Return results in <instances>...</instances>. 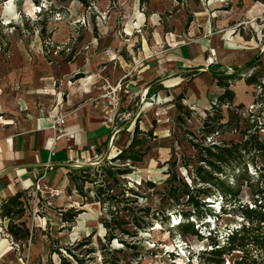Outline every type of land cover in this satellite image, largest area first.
<instances>
[{
    "label": "rangeland",
    "instance_id": "1",
    "mask_svg": "<svg viewBox=\"0 0 264 264\" xmlns=\"http://www.w3.org/2000/svg\"><path fill=\"white\" fill-rule=\"evenodd\" d=\"M246 55L254 61L229 80V89L242 115L261 121L264 0H0L1 123L49 116L78 103L102 106L111 85L121 81L114 117L119 143L103 158L127 146L135 125L152 131L142 160L121 177L123 185L113 187L117 200L111 205L95 200L90 183L81 194L71 180L79 167L68 166L57 183L45 174L38 189L25 190L10 217L0 211V264H62L61 256L73 264H202L208 230L222 245L242 218L229 207L223 212L220 196L203 197L202 217L193 224L204 236L181 235L180 214L165 210L159 190L171 168L193 185L208 143L202 121L223 91L214 74L231 73ZM250 74L253 83L245 81ZM220 108L225 114L226 106ZM258 135L264 140V128ZM222 137L239 140L240 133ZM258 165V158L247 163L249 176ZM239 198L252 205L246 186ZM69 215L70 221L63 219ZM104 219L117 236L109 243ZM10 224L28 228V237L15 238ZM231 258L226 255L224 264Z\"/></svg>",
    "mask_w": 264,
    "mask_h": 264
},
{
    "label": "trees",
    "instance_id": "2",
    "mask_svg": "<svg viewBox=\"0 0 264 264\" xmlns=\"http://www.w3.org/2000/svg\"><path fill=\"white\" fill-rule=\"evenodd\" d=\"M36 4L39 0H33ZM85 2V0H81ZM43 39V31L41 35ZM45 44V41L43 42ZM45 47V45H44ZM254 59L236 67L229 74L222 70L219 74H214L217 84L223 91L217 96L216 102L212 105L202 121L200 132L203 138L208 139V143L203 148L200 161L202 163L195 166L194 183L189 186L176 171L171 168L168 177L164 180L162 188L159 190L161 198L166 199V209H175L182 220L177 223V228L181 235L193 234L202 238L198 233V227L194 228V220H200L205 202L203 197L217 198L220 196L225 200L227 206L223 204V212L229 210L233 214H238L242 218L239 227L233 228L226 233L225 242L222 245L217 243V232L208 230L206 238L209 240V249L201 251L202 264H224L226 255H232L231 264H264V140L258 135L259 130L264 128V119H253L242 115L239 108L242 104H234V92L229 89V80L237 73L253 63ZM212 68H217L212 65ZM247 83H253L254 76L251 74L245 78ZM226 106L224 114L221 106ZM246 128H242V125ZM253 128V129H251ZM240 133V139H226L223 134ZM152 131H142L136 125L133 128L132 137L126 147L119 150L110 158H103L95 164H86L78 168V175H72L71 180L75 183L76 189L82 194L83 186L90 183L94 186V198L100 203H110L117 198L113 193V187L121 186V177L132 171L131 166L135 162L141 161L146 154L149 145L147 142ZM249 159V161L246 160ZM259 159V165L255 172L249 176L247 163L255 164V159ZM231 173V178H228ZM199 183L196 185L195 183ZM147 188H154L155 183L144 182ZM246 186L252 199V205L240 201L239 194ZM125 187V186H123ZM125 189V188H123ZM127 190L133 192L131 188ZM22 192L8 197L1 205V215L10 217L11 207L20 203L19 198ZM117 200V199H116ZM181 206V207H180ZM180 207V208H179ZM179 208V209H178ZM178 209V210H177ZM21 213V211H20ZM164 213V212H162ZM74 215V214H73ZM73 215L65 216L63 219L70 221ZM208 216L217 215L208 213ZM155 218L157 216L154 215ZM165 219L167 215L164 216ZM189 217H195L188 220ZM135 224H139L136 220ZM103 226L107 229L106 241L109 243L116 234L111 232L110 222L104 219ZM206 222L204 225H208ZM16 224H10L9 232L15 238H27L29 230L23 226L22 230ZM117 226H120L118 223ZM120 231H125L121 228ZM68 249V248H66ZM70 253L71 250L68 249ZM75 255V254H74ZM62 264H73L60 257ZM75 260L79 261L75 255ZM111 264H118L115 260Z\"/></svg>",
    "mask_w": 264,
    "mask_h": 264
},
{
    "label": "crops",
    "instance_id": "3",
    "mask_svg": "<svg viewBox=\"0 0 264 264\" xmlns=\"http://www.w3.org/2000/svg\"><path fill=\"white\" fill-rule=\"evenodd\" d=\"M249 55L239 64L250 61ZM58 113L65 115V130L56 136L50 122ZM119 138L120 129L113 132L103 109L89 103L66 106L62 112L56 108L49 116L0 122V201L29 189L44 171L57 183L68 166L101 160L117 148Z\"/></svg>",
    "mask_w": 264,
    "mask_h": 264
},
{
    "label": "built area",
    "instance_id": "4",
    "mask_svg": "<svg viewBox=\"0 0 264 264\" xmlns=\"http://www.w3.org/2000/svg\"><path fill=\"white\" fill-rule=\"evenodd\" d=\"M122 90V83L121 81H118L116 84L111 85V95H109V99L100 106L103 109L105 121L106 123L110 124L113 128V132H116L118 128L115 126L114 123V117L115 114L119 108L120 103V91ZM64 121H65V115L62 113L56 114L54 118H52L50 122V128L53 130L54 134L57 136V134L64 132ZM46 172L44 171L39 175L35 180L33 186L38 189L40 187V181L45 176Z\"/></svg>",
    "mask_w": 264,
    "mask_h": 264
}]
</instances>
